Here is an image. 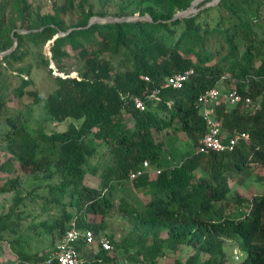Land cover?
Here are the masks:
<instances>
[{
    "label": "trees",
    "instance_id": "obj_1",
    "mask_svg": "<svg viewBox=\"0 0 264 264\" xmlns=\"http://www.w3.org/2000/svg\"><path fill=\"white\" fill-rule=\"evenodd\" d=\"M193 1L138 0L141 5L138 15L150 21L86 26L93 16L90 12L84 16L82 28L56 37L58 28L62 27L57 15L27 22L30 0H10V3L0 0V53L12 47L13 39L17 41L15 50L0 58V63L10 66L19 57L24 58L25 41L48 43L50 57L43 63L46 66L53 63L56 72L63 74L53 76L56 88L44 102L49 118L57 122L71 120L66 129L49 134L39 130L34 136L18 114L7 116V130L1 133L4 145L0 144V150L9 155L0 165L1 172H13L12 161H15L18 165L14 171L28 177L51 167L61 176L59 185L49 187L50 202L59 206V219L45 229L51 235L50 246L61 240L72 223L77 229H90L98 238L106 228L104 219L113 208L110 195L115 185L127 181L128 172L140 169L144 161L159 165L161 146L154 143L151 131H162L175 124L191 140L193 151L179 165L160 169L153 181L148 182V176L144 175L132 182L136 188L146 191L148 199L141 209L131 208L127 203L119 206L132 227L130 245L125 247V252L134 250V255L156 264L168 252L174 253L180 246H186L196 253L183 263L175 261L174 264H222L223 243L230 241L243 255L237 264H264V195L252 197L245 207L243 195L231 191L229 186L230 178L248 174L252 166L264 168V57L256 67L254 54L260 51L247 47L241 61L236 56L225 58L229 60V68L211 64L214 57L206 51L204 39L213 31L199 20L211 9L206 7L211 0L199 3L197 13L172 20ZM229 1L235 5L247 1L252 7L247 11L246 21H239V27L250 32L249 23L259 16V0ZM15 8L16 18L8 13ZM95 15L105 17L107 13L101 11ZM17 18L24 25L27 23L23 28L28 32L15 31L10 37L16 29ZM223 33L230 50L234 51L228 29ZM195 46L199 47L198 51ZM69 50L76 52L82 64L79 71L74 70L78 72L76 77L69 76L71 71L63 63L71 57ZM104 54L118 59L117 65L102 58ZM188 69L194 74L181 89L164 90L142 112L130 105L129 97H142L145 93L146 83L140 76L149 77L152 86ZM22 72L30 75V69H19V77ZM221 82L233 84L240 95L258 103L259 109L246 111L240 104L233 108L227 105L215 108L214 118L223 135L228 137L237 131L246 133L248 140L238 143L232 152L198 154V141L206 132V124L197 97ZM31 83L20 78L12 92L0 93V115L10 94L21 98L27 93L33 98L26 111V116L31 117L33 106L42 101L36 91H24ZM156 112L165 113L170 119L165 120ZM40 142L60 146L55 160L38 157ZM94 142L103 145L109 154V164L100 176L98 188L83 184L86 160L97 152ZM89 172L97 175L98 169L92 167ZM9 183L12 188L18 185L17 179ZM9 189L3 188L1 192ZM64 197L69 199L68 203L63 202ZM94 216H99L100 221L96 222ZM3 230L0 224V232ZM55 246L48 253L15 252L14 264H41ZM83 246L80 242L79 253ZM108 253L99 249L94 257L89 254V260H81L82 264L110 262L113 259ZM201 254L208 258L201 259Z\"/></svg>",
    "mask_w": 264,
    "mask_h": 264
},
{
    "label": "rangeland",
    "instance_id": "obj_2",
    "mask_svg": "<svg viewBox=\"0 0 264 264\" xmlns=\"http://www.w3.org/2000/svg\"><path fill=\"white\" fill-rule=\"evenodd\" d=\"M10 3V0H1ZM208 1V0H207ZM30 9L26 10L30 20L37 21L39 17L52 15L58 16L61 20L62 27L58 28L60 35L70 32L76 28H82L84 24V16L92 13L94 18H129L138 16V20H148L146 16L140 17L137 13L139 7L138 0H30ZM248 2H242L240 5H235L229 0H221L217 5L212 6L211 9L204 13L199 19L209 30H212L207 38H205V49L207 52L213 54V63L220 64L225 69L229 68L227 59L229 56H236L240 61L246 51L247 47L250 50H259L260 54H254V65L257 67L260 60L264 57V0H259V16L257 20L249 23L251 31L239 27V21L242 19L246 21L247 11L250 8ZM198 5L193 7V13ZM249 7V8H248ZM229 11V9H231ZM15 11H8L14 18L18 17ZM101 11H106L107 16L98 17L95 14ZM192 13V14H193ZM89 21L86 26H88ZM23 26L27 23L16 19V29L13 32H28ZM228 29V34L232 37V43L235 50H230L228 43L225 40L224 30ZM66 31V32H65ZM13 42V40H12ZM13 45V44H12ZM26 51L24 58L19 57L17 61L8 66L5 63H0V93H10L20 83V78L31 81L32 83L25 88L24 91H36L42 97L40 104L33 106L31 117L26 116V111L33 102V98L27 93L23 97H13L10 94L8 101L6 100L5 107L0 115V144L4 145V138L1 133L7 130L5 118L7 116H20V120L26 125L29 132L36 136L37 131L43 130L46 133L60 132L65 130L67 125L71 122L66 119L62 122L52 120L47 115L44 99L56 88L54 75L63 76L62 73L56 72L53 63L46 66L43 61L49 59V44L45 45L41 42L32 44L25 41L23 46ZM195 51L199 50L198 46L194 47ZM5 52V51H3ZM2 52V53H3ZM71 57L63 61L66 69L71 71L70 77H76L82 64L76 58V52L69 50ZM104 59L110 60L114 66L117 65L118 59H112L108 54L101 56ZM194 61L195 59L191 57ZM19 69H30V75L22 72L21 77L18 75ZM51 69L52 72H49ZM233 86L231 83L221 82L219 88ZM3 91V92H2ZM158 112H156L157 114ZM158 116L169 120V115L159 112ZM132 126V121L129 122ZM152 139L156 145L161 146V155L158 164H150L151 169L160 170L162 168H171L179 165L183 159L193 151V143L183 133L179 126L172 124L167 129L162 131H151ZM97 145V152L86 160L85 166L86 174L83 178V184L98 188L101 186L100 176L104 174V170L109 164V154L103 145H98L99 142H94ZM41 152L38 157L46 156L55 160L59 153L60 146L51 147L49 144L40 142ZM108 154V155H107ZM7 157L6 152L0 150V165ZM17 162L12 161V170L8 172L0 171V224L4 230L0 232V264H14L16 261L15 252L26 251L29 253H48L54 249L58 243L57 240L54 245L50 246V237L46 233V228L51 226L56 219H59V206L50 202L52 197L49 195V187L59 185L61 176L56 170L51 167L48 170L28 177L21 172L14 171L17 167ZM96 167L98 169L97 175H91L89 168ZM153 176V175H152ZM17 179L16 187H11L9 181ZM155 179V178H154ZM154 179H147L148 182ZM229 186L231 191H238L243 195V202L245 207L252 197L264 195V168L260 166H252L248 174H238L229 179ZM3 188L9 189L7 192H1ZM110 198L113 201V208L104 219L105 230L101 232L100 236H107L109 240L113 241V250L108 253L112 257L110 262H101L99 264H149L142 256L134 255V250L129 253L125 252V247H129L132 229L130 222L121 212L119 207L121 203H127L131 208L141 209L142 205L148 199V194L143 189L135 187V183L124 181L120 185H115ZM64 203H68L69 199L64 197ZM95 221L99 222L100 217H95ZM43 225V226H42ZM53 235V234H52ZM54 235H56L54 233ZM165 237V233L161 234ZM98 236V235H97ZM19 242V244L16 242ZM14 246V247H12ZM224 253L222 255V264H237L243 258L236 245L230 241L223 243ZM99 251L96 246L84 245L80 257L81 260H89V254L94 255ZM195 250L190 247L180 246L176 252L167 253L166 256L158 258L156 264H174L175 261L184 262L187 258L195 254ZM207 255L201 254V259L206 260ZM89 262L92 263V260ZM93 264V263H92Z\"/></svg>",
    "mask_w": 264,
    "mask_h": 264
},
{
    "label": "built area",
    "instance_id": "obj_3",
    "mask_svg": "<svg viewBox=\"0 0 264 264\" xmlns=\"http://www.w3.org/2000/svg\"><path fill=\"white\" fill-rule=\"evenodd\" d=\"M194 74L192 69L182 73H176L167 77L162 83L152 84L147 76H140V79L146 83L145 93L142 97H129L130 105L137 111H145L149 104H153L159 99L164 90L181 89L184 83ZM224 87V86H223ZM197 103L203 108V119L206 124V132L199 139L197 145L198 154L205 153H226L232 152L236 145L241 141H247L248 135L233 131L230 136L226 137L221 133L220 124L214 118L215 108L220 105L235 107L240 104L246 111H257L259 104L255 103L248 96H242L234 86L224 87L222 90L219 84L216 87L205 90L197 97ZM160 170L150 171L147 161L142 163L138 170H131L127 174V181L134 182L140 177L147 175L148 178L153 175L156 177ZM82 242L86 246H96L104 252L113 250L111 241L105 235L98 238L88 229H77L75 224L66 231L65 235L56 244L55 250L41 264H82L78 246Z\"/></svg>",
    "mask_w": 264,
    "mask_h": 264
},
{
    "label": "water",
    "instance_id": "obj_4",
    "mask_svg": "<svg viewBox=\"0 0 264 264\" xmlns=\"http://www.w3.org/2000/svg\"><path fill=\"white\" fill-rule=\"evenodd\" d=\"M205 0H194L190 6L182 11V12H179L177 14H175L172 18V20H176V19H184V18H187L189 17L190 15H192V8L195 6V5H198L199 3L203 2ZM221 0H211V1H208L206 3V7H212V6H215L217 5ZM194 11V10H193ZM198 12V9L195 10V13ZM139 19L138 16H133V17H129V18H122V19H115V18H105V19H99V18H94L92 20L89 21V25H92V24H107V23H121V22H131V21H137ZM146 19H148L147 21H150L149 18L146 17ZM21 33H27V32H21ZM66 34V33H65ZM65 34H58L56 37H59V36H63ZM17 46V41L15 39H13V45L12 47L6 51V52H3V53H0V58H3L4 56L10 54L12 51L15 50Z\"/></svg>",
    "mask_w": 264,
    "mask_h": 264
},
{
    "label": "crops",
    "instance_id": "obj_5",
    "mask_svg": "<svg viewBox=\"0 0 264 264\" xmlns=\"http://www.w3.org/2000/svg\"><path fill=\"white\" fill-rule=\"evenodd\" d=\"M149 170H150V171H155L156 169H151V168L149 167ZM154 178H155V177L151 175V177H150L149 179L151 180V179H154Z\"/></svg>",
    "mask_w": 264,
    "mask_h": 264
},
{
    "label": "bare ground",
    "instance_id": "obj_6",
    "mask_svg": "<svg viewBox=\"0 0 264 264\" xmlns=\"http://www.w3.org/2000/svg\"><path fill=\"white\" fill-rule=\"evenodd\" d=\"M192 13H193V8H192Z\"/></svg>",
    "mask_w": 264,
    "mask_h": 264
}]
</instances>
